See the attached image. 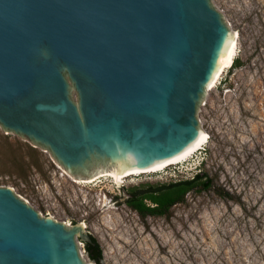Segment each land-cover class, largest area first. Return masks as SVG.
<instances>
[{
	"label": "water",
	"instance_id": "1",
	"mask_svg": "<svg viewBox=\"0 0 264 264\" xmlns=\"http://www.w3.org/2000/svg\"><path fill=\"white\" fill-rule=\"evenodd\" d=\"M233 38L211 0H0V125L81 179L171 161ZM77 237L0 187V264H88Z\"/></svg>",
	"mask_w": 264,
	"mask_h": 264
},
{
	"label": "rangeland",
	"instance_id": "2",
	"mask_svg": "<svg viewBox=\"0 0 264 264\" xmlns=\"http://www.w3.org/2000/svg\"><path fill=\"white\" fill-rule=\"evenodd\" d=\"M211 2L238 36L233 63L241 65L232 63L207 90L198 120L209 142L188 161L120 184L111 178L78 184L73 178H81L50 151L0 125V187L12 188L41 216L85 224L103 264H264V0ZM203 172L212 188L189 192L168 217L143 220L124 203L123 189ZM76 240L86 262L96 264Z\"/></svg>",
	"mask_w": 264,
	"mask_h": 264
},
{
	"label": "trees",
	"instance_id": "3",
	"mask_svg": "<svg viewBox=\"0 0 264 264\" xmlns=\"http://www.w3.org/2000/svg\"><path fill=\"white\" fill-rule=\"evenodd\" d=\"M240 65V60L233 63L235 68ZM212 182V179L203 172L196 174L192 179L149 184L147 187H133L128 191L123 189V199L124 203L137 212L143 220L147 217H168L171 208L184 203L189 192L207 191L212 188ZM84 245L89 259L96 264H103V250L97 239L91 236V242Z\"/></svg>",
	"mask_w": 264,
	"mask_h": 264
},
{
	"label": "bare ground",
	"instance_id": "4",
	"mask_svg": "<svg viewBox=\"0 0 264 264\" xmlns=\"http://www.w3.org/2000/svg\"><path fill=\"white\" fill-rule=\"evenodd\" d=\"M237 37L238 36L236 34H234L233 45H232L231 49L229 50V52H228L225 60L223 61L221 67L219 68L218 72L214 76V79H213L210 87L208 88V90H212L213 88L216 87V85L219 83V80L221 79L222 73L225 72V70L232 65L233 60H234L235 56L237 55V49H238ZM208 142H209V135L201 129V131H200V143L199 144L185 150L184 152H182L180 155H178L175 159H173L171 161H168V162H165L162 164H158V165H153L148 169H144V170L133 169V170H129V171H124L119 175L114 173V172L107 171V172L99 173L98 175H96L94 177H89V178H84V179L73 178L65 170H63V174L67 177H72L73 180L75 181V183H78V184H80V183L92 184V183L100 180L101 178H111L117 184H120V183H123L124 179H126L128 177L136 176L138 174L157 173L159 171H162L165 168H168L169 166L177 165V164L183 163L185 161H188V159H190L196 152L203 149V147L206 144H208ZM51 218H53V217H51ZM82 225L85 228V224H82Z\"/></svg>",
	"mask_w": 264,
	"mask_h": 264
}]
</instances>
